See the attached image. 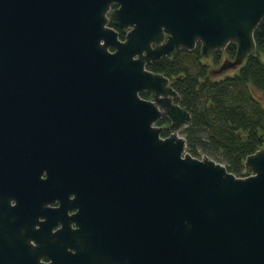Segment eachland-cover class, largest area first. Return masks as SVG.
I'll list each match as a JSON object with an SVG mask.
<instances>
[{
  "label": "water",
  "instance_id": "1",
  "mask_svg": "<svg viewBox=\"0 0 264 264\" xmlns=\"http://www.w3.org/2000/svg\"><path fill=\"white\" fill-rule=\"evenodd\" d=\"M263 18L264 0H0V224L13 187L23 200L43 184L45 229L55 215L45 195L84 182L94 227L137 238L144 264H264V146L245 157L246 176L192 156L179 132L189 111L146 67L234 43L210 73L235 68L255 53ZM110 20L130 28L123 40ZM3 241L0 264L73 260Z\"/></svg>",
  "mask_w": 264,
  "mask_h": 264
},
{
  "label": "trees",
  "instance_id": "2",
  "mask_svg": "<svg viewBox=\"0 0 264 264\" xmlns=\"http://www.w3.org/2000/svg\"><path fill=\"white\" fill-rule=\"evenodd\" d=\"M256 51L247 57L237 72L212 79L210 70L200 62L199 44L192 50L180 49L146 65L169 78L177 91L175 99L191 115L190 123L180 131L186 151L192 156L208 155L223 163L236 176H242L245 157L264 146V18L254 31ZM233 58L236 45L224 49ZM221 52H213L219 62ZM147 97L146 92L140 93ZM163 117L157 124L166 125ZM170 133L164 127L161 135ZM246 170V169H245Z\"/></svg>",
  "mask_w": 264,
  "mask_h": 264
},
{
  "label": "flooded vegetation",
  "instance_id": "3",
  "mask_svg": "<svg viewBox=\"0 0 264 264\" xmlns=\"http://www.w3.org/2000/svg\"><path fill=\"white\" fill-rule=\"evenodd\" d=\"M117 7L111 4L110 11ZM107 25L114 28L118 39L123 40L130 28H123L115 21ZM111 50L113 48H110ZM147 93V92H146ZM148 97L150 96L149 93ZM47 170L43 169L40 178L46 177ZM63 186L51 196L45 207H50L55 213L53 224L43 229L46 215L43 208L44 186L41 182L35 185V197L21 199L20 186L13 187L9 195L10 210L2 217L0 224V239L5 244L16 247L26 246L32 250L43 251L55 249L69 253L73 260L69 264H144L136 259L140 247L137 238L131 241L122 236V231L109 226L96 228L92 223V213L89 211L88 192L83 182L70 183ZM27 194L26 190L23 191ZM17 205L21 206V209ZM148 256L151 254L147 248ZM41 262L49 259L42 256ZM151 262V261H150Z\"/></svg>",
  "mask_w": 264,
  "mask_h": 264
},
{
  "label": "rangeland",
  "instance_id": "4",
  "mask_svg": "<svg viewBox=\"0 0 264 264\" xmlns=\"http://www.w3.org/2000/svg\"><path fill=\"white\" fill-rule=\"evenodd\" d=\"M220 51V50H219ZM221 52V56H220V59H219V62L218 63H215L214 62V60H213V53L211 54V55H209V56H207V57H204V56H201V58H200V62L202 63V64H205L206 65V67H207V70H211L212 68H217V67H219V65L223 62V60L224 59H229L230 57L226 54V52L224 51V50H221L220 51ZM260 58H261V60L262 61H264V54H260ZM232 59V58H231ZM244 62V61H243ZM242 65V64H241ZM240 67V65L239 66H237V67H235V68H229V69H227V70H225L224 72H222V73H218V74H212V75H210L211 76V78L214 80V79H220V78H223V77H225L226 75H232V74H234L235 72H237V70H238V68ZM146 98H150V96L148 97V95H147V97ZM180 132V134H181V131H179ZM182 135V134H181ZM204 154H200V156H198V158H200V157H202ZM249 174V171H247V170H243V175L242 176H246V175H248Z\"/></svg>",
  "mask_w": 264,
  "mask_h": 264
}]
</instances>
